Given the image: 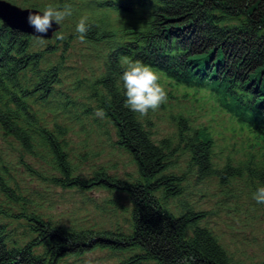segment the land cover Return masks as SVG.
<instances>
[{
    "label": "trees",
    "instance_id": "trees-1",
    "mask_svg": "<svg viewBox=\"0 0 264 264\" xmlns=\"http://www.w3.org/2000/svg\"><path fill=\"white\" fill-rule=\"evenodd\" d=\"M23 3L44 7L37 0ZM66 3L76 9L72 0H56L54 4ZM97 5L92 8L101 17L89 20L92 27L85 41L98 47L103 43L104 63L90 97L95 99V109L103 108L105 119L113 125L115 143L131 154L139 180H123L103 168L90 178L76 174L65 140L69 127L56 123L49 128L32 106L54 95L55 84L61 81V61L42 66L59 44L33 49L31 44L37 41L33 35L10 28L1 20L0 132L15 140L25 154L51 167L53 172H46L26 162L23 155L20 158L27 171L44 182L126 193L134 205L131 232L70 228L34 210L18 209L16 206L24 205L28 198L11 184L10 164L0 152V193L7 200V205L0 201V264H59L97 248L134 251L121 264H244L234 260L218 237L199 224L206 212L196 211L181 200L179 213L167 206L168 199L182 196L185 179L169 170L177 167L175 154L187 152L189 171L199 178L216 177L222 185L249 178L257 181L258 188L264 186V150L257 157L251 152L252 143L242 157L229 152L220 165L217 159L223 152L216 150L208 129L192 127L186 117L175 112L170 115L178 128L177 142L172 137L154 140L151 120L124 107L119 77L126 60L138 59L166 79L175 80L167 84L159 75L160 82L173 89L181 86L178 82L196 88L207 84L229 96L234 111L255 126V139L264 142V0H104ZM99 8L124 13L126 20L114 25ZM72 38V34H64L57 40L64 44L61 57ZM172 94L173 90L168 92V96ZM161 107L165 109L167 103ZM8 219L25 227V242L13 236L5 222Z\"/></svg>",
    "mask_w": 264,
    "mask_h": 264
},
{
    "label": "rangeland",
    "instance_id": "rangeland-1",
    "mask_svg": "<svg viewBox=\"0 0 264 264\" xmlns=\"http://www.w3.org/2000/svg\"><path fill=\"white\" fill-rule=\"evenodd\" d=\"M8 1L27 7L23 0ZM72 1L76 8L73 10V15L62 23L52 39H44L43 44L37 41L31 44L32 48L37 50L45 48L48 44H59V49L49 55L42 66L59 61L63 64L60 71L61 81L55 84V94L47 101L32 103V106L49 128H53L56 123L69 127L65 140L69 157L77 168L76 174L90 178L95 171L103 168L108 174L120 179L138 181L140 178L138 167L131 154L115 143L117 136L113 125L105 118L100 119L94 114L96 102L94 97L90 96L92 84L103 70L104 51L100 50L103 49V43H100L99 47L88 41L81 43L75 32L74 25L81 16H87L90 20L101 15L92 8V4L103 0ZM37 2L45 6L49 3L54 4L56 0H37ZM99 10L114 25L127 17L114 9L99 8ZM64 34H72L73 38L64 53L65 56L61 57L64 44L57 40H61L58 37H64ZM164 82L160 83L166 90L172 89L174 97L168 96L165 109L160 106L158 110L142 116L143 119L148 117L151 120L154 140L172 137L174 142H177L178 128L170 114L182 110L185 114H191L193 126L205 125L210 128L218 143L216 150L220 149L223 152L220 153L219 160L217 159L220 165L224 163L225 156L229 152H233L236 157H242L250 142L254 146L251 152H256L257 157L263 152L264 142H258L246 124L240 121L237 123V115L233 118L227 110H221V105L215 101L214 95H211V92H215L211 86L206 85L208 91L202 89L199 93L188 88L190 95L184 96L183 88L173 89ZM218 98L224 105H232L229 96L226 98L224 94H218ZM0 152L4 161L10 164L13 178L11 184L28 198L24 205L16 206L18 209L25 207L29 211L34 210L46 219L70 228L120 229L123 232L129 230L131 232L130 214L134 205L126 193L102 187H94L91 190L65 188L50 184L48 181L44 182L32 176L20 158L23 155L26 162L46 172H53L51 167L25 154L15 140L10 137L5 138L1 132ZM173 162L177 167L170 169L169 172L185 178L182 181L184 192L179 198L168 199L167 206L173 212L179 213L181 200L189 203L196 211L206 212L205 218L199 224L209 228L218 237L234 260L244 264L264 262V203H257L253 199V194L257 190V181L239 178L233 180L231 184L222 185L216 177L199 178L196 173L189 171L187 152L175 154ZM0 201H4V204L7 201L1 193ZM13 210L16 212V208ZM11 221L5 220L13 236L20 243L25 242L28 239L25 227L16 221ZM133 254L134 251L97 248L81 256L67 257L59 264H87L89 261L91 264H121ZM143 264H154V262Z\"/></svg>",
    "mask_w": 264,
    "mask_h": 264
},
{
    "label": "clouds",
    "instance_id": "clouds-1",
    "mask_svg": "<svg viewBox=\"0 0 264 264\" xmlns=\"http://www.w3.org/2000/svg\"><path fill=\"white\" fill-rule=\"evenodd\" d=\"M73 15V6L66 3L63 6L47 4L40 10H30L27 15V22L34 29L36 40L43 44L44 37L53 29V24L62 23ZM87 16H81L75 26V32L81 43L85 42L87 33L91 30ZM63 39V37H58ZM123 95L125 97L124 107L140 116H147L150 111H156L162 104L167 103L168 93L166 88L159 82V74L148 64L141 60H126L123 71L119 77ZM95 116L104 119L106 113L103 108L95 110ZM257 203H264V186H260L253 194ZM91 264V262H87Z\"/></svg>",
    "mask_w": 264,
    "mask_h": 264
},
{
    "label": "water",
    "instance_id": "water-1",
    "mask_svg": "<svg viewBox=\"0 0 264 264\" xmlns=\"http://www.w3.org/2000/svg\"><path fill=\"white\" fill-rule=\"evenodd\" d=\"M39 10L34 7H21L8 0H0V20H3L4 24L15 29H19L24 33L34 34V29L29 26L27 22L28 11ZM60 26L53 24V29L47 33L44 38H51L54 32L59 29Z\"/></svg>",
    "mask_w": 264,
    "mask_h": 264
}]
</instances>
